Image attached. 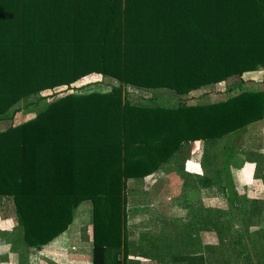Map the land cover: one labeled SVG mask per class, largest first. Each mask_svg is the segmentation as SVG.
<instances>
[{"label":"trees","instance_id":"16d2710c","mask_svg":"<svg viewBox=\"0 0 264 264\" xmlns=\"http://www.w3.org/2000/svg\"><path fill=\"white\" fill-rule=\"evenodd\" d=\"M259 66L264 0H0V115L88 75L117 81L107 91L67 93L0 129V196L12 200L25 242L48 243L89 201L91 264H135L126 181L152 173L184 142L238 134L263 119L264 88L169 106L127 87L181 96ZM233 149L227 140L221 158L234 203ZM235 233L226 228L217 245H206L205 264H228L220 254L234 243L252 263L245 235ZM182 260L204 264L201 254Z\"/></svg>","mask_w":264,"mask_h":264},{"label":"rangeland","instance_id":"374dc122","mask_svg":"<svg viewBox=\"0 0 264 264\" xmlns=\"http://www.w3.org/2000/svg\"><path fill=\"white\" fill-rule=\"evenodd\" d=\"M111 84H117V81L107 76L92 74L81 78L68 87L60 86L53 90H44L32 94L24 99L18 100L5 114L0 115V129L20 124L34 117L49 102L58 97L64 96L67 93L107 91L110 89ZM263 88L264 67L259 66L255 70L244 72L241 75H232L221 82L201 87L198 90H192L181 96L166 88L151 90L128 86L127 90L143 96L156 94L158 96L157 102L159 104L176 106L179 102L183 101L188 104L216 102L219 100H225L243 90H259ZM242 133L245 136L244 139L242 136L240 137V140L238 138L240 144H242V148H247L246 144H250V141H252V134L254 135L255 145L258 144L260 138L264 141V118L253 126H247ZM225 138H219L212 146L210 143L209 146L207 143L206 146L204 144V148L207 151L204 149V152L201 151L198 156L194 153L193 158H195V160L202 157L201 159H198L199 162H201L199 163L201 165L198 168L195 163L188 160L189 163L187 165L189 169L186 171V177L185 174L182 175L184 172L181 171L182 173H178L180 169L177 166V162H179L178 160L180 159L182 160L183 156L176 155L173 157L175 164L171 162L170 165L173 166L175 172L178 173L175 174L177 176H175V196L179 195L180 200L183 197H187L193 207L189 208L190 213L188 215L183 214L178 219L175 217V220L178 222H175V232L173 233V236H169L166 239L161 237L162 239L157 241V247L153 246V233L148 232V234L147 232H142L143 237L146 235L144 239L146 241H142L143 243L138 242V240L137 242H135V240L132 242L129 234L128 241L131 245L130 251L132 252L130 256L132 260L139 261V264H176L179 261H183L182 258L185 254L191 256L188 254L195 252L198 247V249H200L202 241L209 242L210 244L216 243L215 245H217L221 236L226 234V228H231L232 233H234L235 230H238V233H235L234 235H245L243 242H245V246L247 245L245 248H249V252H252V263L264 264V249H259V243H261L260 240L264 237V200L260 198V195L255 194L256 191H258L257 187H259L261 191L263 190L261 179L259 177L262 175L264 167L253 169L254 165L252 166L251 162L249 163L246 159V151L242 152L243 150H241L240 152H236L235 157L242 161H236L235 158H232L230 163L231 166L234 165L232 168H234V174L236 175L232 177L236 193L233 194L235 197V202L233 203L231 201L232 194L227 191V189H229V184L225 170L222 168L223 162L220 154L221 144L229 138V135ZM188 144L192 143L186 142L185 148H187ZM194 144V148H196V142ZM190 153L191 149L187 154L189 158ZM213 153L215 155L214 157L212 156ZM253 163L255 164V162ZM258 163L260 164L261 162L259 161ZM256 166H258V164H256ZM232 171L233 170H231V172ZM199 173L205 175V177H200ZM183 180L184 182L182 186L181 183ZM141 187L142 184H138L139 194L143 193L139 190ZM184 192L187 193L184 194ZM127 193H129V190H127ZM251 195L258 196L259 198L251 199ZM8 199H10V197L5 198L4 202ZM80 204L86 207L88 206V212L81 213L79 211L76 212L75 210L73 217L78 218L83 215L87 217L88 220H91L90 202L82 201ZM181 205L182 203H180L179 207ZM200 206H204L203 208H205L206 229L205 232L201 231L200 233H193V231L197 229V224H202L204 220V210H201ZM11 208L14 213L13 203ZM75 230H79V228H75ZM80 231L81 237L85 238L86 228H80ZM127 231L129 230L127 229ZM188 232H192L190 235L194 238L195 245L197 243V248H194L191 245V240L188 245L187 243H184L185 236L187 237ZM171 233L172 232L169 234ZM227 238L230 237L226 236L225 239ZM164 242L167 244L168 256L165 254V257L161 259H154L153 251L161 249ZM234 244L233 247L230 245H224V249L220 254L222 256L221 260L223 259L228 264H252L247 260V257L239 254V246L237 245V247L235 246L236 244ZM82 245L84 246L79 249L80 252H82L80 259L81 263L79 264H91L89 247L88 249L85 247V245L88 244L83 241ZM189 247L192 249L190 250ZM153 260H156V262L153 263ZM165 260H167L166 263ZM184 261L189 264V261Z\"/></svg>","mask_w":264,"mask_h":264},{"label":"crops","instance_id":"0c3cea01","mask_svg":"<svg viewBox=\"0 0 264 264\" xmlns=\"http://www.w3.org/2000/svg\"><path fill=\"white\" fill-rule=\"evenodd\" d=\"M198 90V89H196ZM196 104H200L199 102ZM262 120V119H261ZM260 122V120L255 121L249 126H253L256 123ZM246 129V128H245ZM243 129V130H245ZM243 130H241L238 134H229V138L231 143L234 146L233 157L236 161H242L235 157L237 151L245 152L246 151V159L251 162L253 169L255 168H263L264 167V141L262 138L258 140V144L255 145L254 135H251L250 144H246L247 148H242V144H240V137L244 139ZM227 136V135H226ZM226 136H223L224 138ZM222 138V137H221ZM239 138V140H238ZM217 139H210L208 141L204 140H195L189 141L192 144H188L187 148H185V143H183L182 149L177 151L174 156H183V159L178 160L177 166L179 167V172L182 175L187 174L188 160L192 163H195L196 166H199L201 162H199L197 158H193V154L196 153V156L204 152V147L207 145H214ZM226 139V138H225ZM254 139V140H253ZM226 140V141H227ZM225 141V142H226ZM188 142V143H189ZM197 147L194 148L195 143ZM223 142L221 145L225 144ZM239 142V143H238ZM205 144V146H204ZM220 145V146H221ZM221 146V149H222ZM191 149L190 158L187 156L188 152ZM206 150V149H205ZM207 151V150H206ZM205 154V153H204ZM221 154V150H220ZM202 155V154H201ZM173 156V157H174ZM195 156V157H196ZM215 156L214 153L212 155ZM250 156V157H249ZM167 160L164 163H161L157 169H155L152 173L146 175L145 177H133L129 178L126 181V205H125V213H126V228L129 230L130 240L132 242H142L146 241L145 236L143 237L142 232H150L153 233V246L157 247V241L161 240V237L165 239L169 236H173L175 232V217L180 218L183 214L188 215L190 213L191 207H193L187 197L179 198V195L175 196V185L176 179L174 167L171 166V162L174 163V158ZM187 161V163H186ZM261 162L260 164L258 162ZM255 162V164L253 163ZM258 164V166H256ZM194 167L196 168V166ZM234 166V165H232ZM231 164L229 166L230 176H231V184L234 185L232 181V177L236 176L234 174V168H232ZM197 168V169H198ZM222 168L223 164H222ZM225 170V168H224ZM231 170H233L231 172ZM182 171V172H181ZM200 174V177H205V175ZM226 174V170H225ZM177 177V176H176ZM261 179V185L263 190L261 191L259 187L258 191L255 194L260 195V198L264 200V169L262 175L259 177ZM237 181V180H236ZM182 181L181 185L183 184ZM228 183L230 184L229 180ZM239 184V182L237 181ZM138 184H142L140 192L138 193ZM199 184V182H198ZM183 186V185H182ZM235 189V186H234ZM129 190V193H127ZM180 190V189H179ZM184 190V189H183ZM187 192H184V194ZM247 194V193H246ZM248 195V194H247ZM250 195V194H249ZM251 199L259 198L258 196L251 195ZM7 197L0 196V264H79L81 263V254L80 248H82L84 243L88 244L85 247H89V255L92 259V205L90 203V211H91V220H88L87 217L81 215V213L88 212V206H83L82 204H78L74 211L76 210L81 212L80 217L72 219L71 223L68 227L61 232L59 235L55 236L48 243L41 245L40 248L28 245L23 239V228H20L17 224L16 217L11 208L12 200L8 199L4 202V199ZM182 201V202H181ZM180 203L182 205L179 207ZM189 203V205H188ZM199 207V206H198ZM204 206H200L201 210H204V220L202 224H197V229L193 231V233H200L201 231L205 232V208ZM179 216V217H178ZM75 228H79V230H75ZM80 228H86V237H81ZM172 232L171 234H169ZM192 232L187 233V237L185 236L184 243L188 245L191 240V245L194 248H197L195 245L194 238L190 235ZM149 234V233H148ZM193 235V234H192ZM139 238V239H138ZM264 238V237H263ZM143 243V242H142ZM199 243V242H198ZM201 248L192 252L188 255H203L204 256V264L206 263V245L210 244L209 242L202 241ZM184 244V245H185ZM216 244V243H215ZM200 245V244H199ZM167 244L164 242L161 249H157L153 251L154 259H161L165 257V254L168 256ZM190 248V247H189ZM192 248H190L191 250ZM83 251V250H82ZM130 251V255H131ZM129 255L130 260H132ZM144 256V255H143ZM185 256H187L185 254ZM144 259V258H143ZM135 264H139V261L132 260ZM167 260H165L166 263ZM156 260H153L155 263ZM92 263V262H91ZM176 264H188L184 260L179 261Z\"/></svg>","mask_w":264,"mask_h":264}]
</instances>
